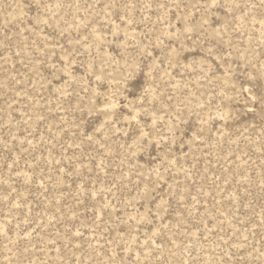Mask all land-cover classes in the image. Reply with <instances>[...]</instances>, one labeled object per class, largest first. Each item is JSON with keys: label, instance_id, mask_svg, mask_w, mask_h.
Instances as JSON below:
<instances>
[{"label": "rangeland", "instance_id": "374dc122", "mask_svg": "<svg viewBox=\"0 0 264 264\" xmlns=\"http://www.w3.org/2000/svg\"><path fill=\"white\" fill-rule=\"evenodd\" d=\"M0 264H264V0H0Z\"/></svg>", "mask_w": 264, "mask_h": 264}]
</instances>
